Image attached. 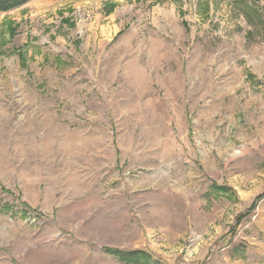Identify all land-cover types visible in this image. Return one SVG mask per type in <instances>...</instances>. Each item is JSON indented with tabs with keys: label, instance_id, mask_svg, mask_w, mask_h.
Listing matches in <instances>:
<instances>
[{
	"label": "rangeland",
	"instance_id": "374dc122",
	"mask_svg": "<svg viewBox=\"0 0 264 264\" xmlns=\"http://www.w3.org/2000/svg\"><path fill=\"white\" fill-rule=\"evenodd\" d=\"M264 264V0L0 12V264Z\"/></svg>",
	"mask_w": 264,
	"mask_h": 264
},
{
	"label": "trees",
	"instance_id": "16d2710c",
	"mask_svg": "<svg viewBox=\"0 0 264 264\" xmlns=\"http://www.w3.org/2000/svg\"><path fill=\"white\" fill-rule=\"evenodd\" d=\"M32 0H0V12L5 13L18 9ZM107 253L117 258L123 264H157L152 257L142 250L114 251L106 250Z\"/></svg>",
	"mask_w": 264,
	"mask_h": 264
}]
</instances>
